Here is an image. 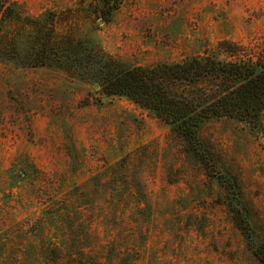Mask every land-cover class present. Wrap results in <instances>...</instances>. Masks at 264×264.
Listing matches in <instances>:
<instances>
[{"label":"rangeland","instance_id":"374dc122","mask_svg":"<svg viewBox=\"0 0 264 264\" xmlns=\"http://www.w3.org/2000/svg\"><path fill=\"white\" fill-rule=\"evenodd\" d=\"M90 1L0 0L29 16L63 13L67 30L128 66L178 62L221 40L264 57V0H124L108 24ZM199 134L236 177L264 243V136L232 120ZM226 203L147 110L60 71L0 63V264H261Z\"/></svg>","mask_w":264,"mask_h":264},{"label":"trees","instance_id":"16d2710c","mask_svg":"<svg viewBox=\"0 0 264 264\" xmlns=\"http://www.w3.org/2000/svg\"><path fill=\"white\" fill-rule=\"evenodd\" d=\"M124 0H91L90 14L108 24ZM63 13L25 15L15 3L0 2V63L15 68L60 71L107 97H123L147 110L185 143L206 176L227 193L226 206L254 257L264 264V243L253 241L249 209L236 177L224 171L202 141L207 122L232 120L264 136V57L253 46L218 41L178 62L128 66L75 29Z\"/></svg>","mask_w":264,"mask_h":264}]
</instances>
